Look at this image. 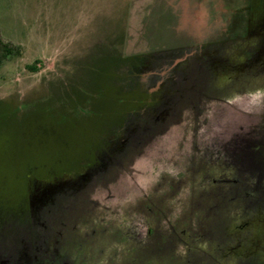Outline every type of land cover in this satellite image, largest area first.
<instances>
[{"label":"rangeland","instance_id":"rangeland-1","mask_svg":"<svg viewBox=\"0 0 264 264\" xmlns=\"http://www.w3.org/2000/svg\"><path fill=\"white\" fill-rule=\"evenodd\" d=\"M259 15L0 0V264H264Z\"/></svg>","mask_w":264,"mask_h":264},{"label":"crops","instance_id":"crops-1","mask_svg":"<svg viewBox=\"0 0 264 264\" xmlns=\"http://www.w3.org/2000/svg\"><path fill=\"white\" fill-rule=\"evenodd\" d=\"M256 18H259V19L262 20V19L264 18V15H262V16L259 15V16L256 17ZM250 20H251V18L248 19L247 24H246L245 27H244L245 30H246V29H249ZM258 23H259V25H260V21H259ZM257 25H258V24H257ZM259 25L256 26V27L259 28ZM263 28H264V27H263ZM255 30H256V28H255ZM255 30H254V31H255ZM263 31H264V30H263ZM246 35H247V36H246L245 39H248V38L250 39L251 37H253V35H248V34H246ZM237 39H238V38H237ZM237 39H236V40H237Z\"/></svg>","mask_w":264,"mask_h":264},{"label":"trees","instance_id":"trees-1","mask_svg":"<svg viewBox=\"0 0 264 264\" xmlns=\"http://www.w3.org/2000/svg\"><path fill=\"white\" fill-rule=\"evenodd\" d=\"M3 53H4L5 55H10L11 51H10L9 48H4ZM35 68H36L35 65L27 66V69H29V70H31V71H34Z\"/></svg>","mask_w":264,"mask_h":264}]
</instances>
